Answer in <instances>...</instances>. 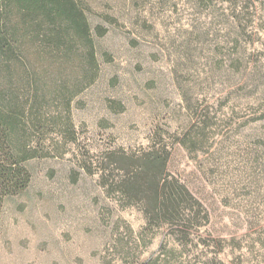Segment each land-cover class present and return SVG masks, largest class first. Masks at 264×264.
<instances>
[{"label":"rangeland","instance_id":"obj_1","mask_svg":"<svg viewBox=\"0 0 264 264\" xmlns=\"http://www.w3.org/2000/svg\"><path fill=\"white\" fill-rule=\"evenodd\" d=\"M90 1L94 23L118 20L98 41L100 78L76 98L78 142L47 138L56 148L4 202L0 264H264V0L238 18L221 0ZM207 112L196 153L166 134L182 139ZM156 135L172 145L170 175L211 215L187 248L165 229L140 245L144 215L102 187L106 153L140 152Z\"/></svg>","mask_w":264,"mask_h":264},{"label":"trees","instance_id":"obj_2","mask_svg":"<svg viewBox=\"0 0 264 264\" xmlns=\"http://www.w3.org/2000/svg\"><path fill=\"white\" fill-rule=\"evenodd\" d=\"M221 2L236 18L250 12L247 0ZM93 12L90 0H0V215L6 199L29 187L32 175L27 164L50 156V148H56L46 149L47 138L58 137L65 146L78 142L75 101L99 80L98 41L118 21L103 15L94 23ZM195 120L191 116L196 123L182 139L166 133L189 153L208 140L206 130L214 117L207 112ZM157 137L137 153H106L102 187L123 207H136L144 215L140 245L152 243L146 241L149 231L165 229L171 232L169 241L187 248L202 239L211 215L185 184L170 175L172 145ZM128 232L133 233L130 227Z\"/></svg>","mask_w":264,"mask_h":264}]
</instances>
